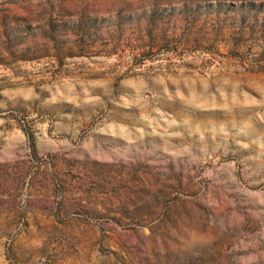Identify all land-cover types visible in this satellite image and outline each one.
<instances>
[{
	"label": "rangeland",
	"instance_id": "1",
	"mask_svg": "<svg viewBox=\"0 0 264 264\" xmlns=\"http://www.w3.org/2000/svg\"><path fill=\"white\" fill-rule=\"evenodd\" d=\"M0 264H264V0H0Z\"/></svg>",
	"mask_w": 264,
	"mask_h": 264
},
{
	"label": "trees",
	"instance_id": "2",
	"mask_svg": "<svg viewBox=\"0 0 264 264\" xmlns=\"http://www.w3.org/2000/svg\"><path fill=\"white\" fill-rule=\"evenodd\" d=\"M27 133V132H26ZM29 137H31V135L29 133H27Z\"/></svg>",
	"mask_w": 264,
	"mask_h": 264
}]
</instances>
